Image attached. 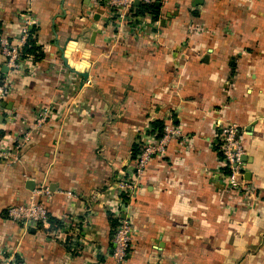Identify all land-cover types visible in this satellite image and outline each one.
<instances>
[{"label":"crops","instance_id":"0c3cea01","mask_svg":"<svg viewBox=\"0 0 264 264\" xmlns=\"http://www.w3.org/2000/svg\"><path fill=\"white\" fill-rule=\"evenodd\" d=\"M194 2L169 0L158 27L113 44L97 0H0V34L16 38L28 12L43 53L10 76L0 105V147L22 140L0 161V264H115L116 183L154 121L181 136L144 171L123 264H264V0ZM217 122L238 127L258 201L225 187ZM31 200L60 227L7 219L8 205Z\"/></svg>","mask_w":264,"mask_h":264},{"label":"built area","instance_id":"2783aa9c","mask_svg":"<svg viewBox=\"0 0 264 264\" xmlns=\"http://www.w3.org/2000/svg\"><path fill=\"white\" fill-rule=\"evenodd\" d=\"M137 1L141 5H152L160 3V8L163 7L169 0H97V2L105 9L107 20L110 28L116 31V36L107 37L109 42H116L119 33L124 29L133 32L139 36L144 27L142 24L148 23L153 27L159 26V21L152 20L149 14L141 16L135 15L134 2ZM17 31V36L14 39L0 34V57L3 61V66L6 67V73H0V105L7 95L10 76L17 73L22 67V62L25 59L32 58L22 52L27 39L30 36V31L34 28L36 21L26 12L21 17ZM51 109L45 106L34 116V127H40L44 121L50 116ZM216 139L218 140L217 152L222 161L224 172L221 177L225 187L230 192H239L244 194H252V188L248 186L244 179V166L242 158L245 155V149L240 137V132L235 124L217 122L215 126ZM181 136V133L176 128L170 125H164L163 134L158 139L153 134L142 132L137 143L140 145V153L129 164L126 172L116 183L118 191L121 193L119 211L115 213V218L118 224L114 229L111 238V257L115 264H123L128 255L129 249L132 247L133 228L130 217V203L136 198L138 191L141 189V180L144 171L151 160L161 155L169 141H172ZM29 133L23 135V141H26ZM21 141H16L11 150H4L0 147V161H8L11 158L15 160L18 150L21 147ZM48 195L47 188L40 187L35 191V195ZM6 217L9 221L22 225L25 228H36L39 224H46L48 214L43 204L31 200L24 203L10 204L5 209ZM11 261L10 259L8 262Z\"/></svg>","mask_w":264,"mask_h":264},{"label":"trees","instance_id":"16d2710c","mask_svg":"<svg viewBox=\"0 0 264 264\" xmlns=\"http://www.w3.org/2000/svg\"><path fill=\"white\" fill-rule=\"evenodd\" d=\"M134 9L136 16L149 14L152 20H157L160 15L159 9L155 6V4L152 5L134 4ZM35 32L36 30L32 28L30 31V36L27 39V42L22 49V52L26 55L32 56L34 59L40 60L41 58H43V53L41 52V49L37 46V40L34 37ZM163 127H164V123L162 121H154L150 124V129H148L146 133L153 134L155 138L158 139L163 134ZM2 136H3V132L0 131V138ZM139 153H140V145L135 142L131 148L132 160H134ZM47 223H49V225H51L53 229H57L60 227V223L56 219L49 216L47 218ZM111 225H112V235H113L114 229L117 226V222H112Z\"/></svg>","mask_w":264,"mask_h":264},{"label":"rangeland","instance_id":"374dc122","mask_svg":"<svg viewBox=\"0 0 264 264\" xmlns=\"http://www.w3.org/2000/svg\"><path fill=\"white\" fill-rule=\"evenodd\" d=\"M167 125H169V124H167ZM144 132H147V130H145ZM148 134V133H147ZM141 135V134H140ZM139 135V136H140ZM139 138V137H138ZM137 138V139H138ZM137 139H136V141H137ZM174 140H176V139H174ZM173 141V140H172ZM172 141H169L168 143H170V142H172ZM137 143V142H136ZM167 146V145H166ZM164 152H165V150H164ZM163 152V153H164ZM162 153V154H163ZM247 183V182H246ZM249 186V185H248ZM251 187V186H250ZM252 188V187H251ZM252 194H244L243 192L242 193H240V194H237V192H232V195L234 196V195H242V198L245 200L246 198H247V200L246 201H248V202H250V201H258L259 200V197H258V195L257 194H255L254 195V191H253V188H252V192H251ZM247 196V197H246Z\"/></svg>","mask_w":264,"mask_h":264},{"label":"water","instance_id":"95a60500","mask_svg":"<svg viewBox=\"0 0 264 264\" xmlns=\"http://www.w3.org/2000/svg\"><path fill=\"white\" fill-rule=\"evenodd\" d=\"M194 1H195V2H194V5H197V4H200L202 0H194ZM134 4H138V2L135 1ZM155 6H156L158 9H160V3H159V2H157V3L155 4ZM62 53H63V51H62ZM61 59L63 60L64 63H66V60L64 59V56H63V55L61 56ZM6 71H7L6 67H3V68H2V72H5V73H6ZM81 75H82L84 78H86V76H87L86 73L81 74ZM3 106H4V105H3ZM242 160H244V157L242 158ZM32 187H33V186H32V182H28V183H27V188H28L29 190H32Z\"/></svg>","mask_w":264,"mask_h":264}]
</instances>
